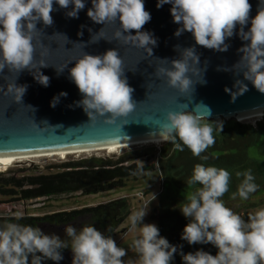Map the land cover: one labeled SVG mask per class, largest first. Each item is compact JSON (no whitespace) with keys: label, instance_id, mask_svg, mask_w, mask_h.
Listing matches in <instances>:
<instances>
[{"label":"clouds","instance_id":"9594fccd","mask_svg":"<svg viewBox=\"0 0 264 264\" xmlns=\"http://www.w3.org/2000/svg\"><path fill=\"white\" fill-rule=\"evenodd\" d=\"M55 3L63 9H69L71 5L66 15L73 18L85 7L84 0H55ZM164 4L171 5L173 22L180 25L174 35L190 32L195 43L204 48L227 51L225 40L233 36L239 26L237 34L247 43L240 47L242 55L233 65V70L239 68L243 78L264 94V0H259L254 16H250L252 6L249 0H157L156 7ZM53 10V0H0V72L7 67L17 74L25 69L32 73L33 34L39 31L36 23L42 21L46 26L52 25L50 13ZM87 16L103 25L119 22L113 39L141 48L152 56L150 45L155 46L156 40L151 33L142 30L151 19L144 0H91ZM54 35L63 36L59 33ZM101 38L105 39L103 28L91 35L90 42ZM175 47L179 58L170 61L156 58L161 63L156 65L154 75L181 96L190 98L194 84L205 82L202 69L198 67L199 56L193 47ZM67 64L55 67L57 72H63ZM48 66L41 60L35 65L38 75L32 73L44 86L48 85L49 78L40 72V68ZM68 72L82 94V99L75 103L89 117L87 123L101 120L118 128L128 123L125 118L137 104L132 98L134 89L127 83L123 58L115 48H109L100 55L82 51ZM193 75L200 78L193 80ZM233 87L235 92L225 88L232 102L248 90V86L239 79L235 80ZM26 88L14 80L5 94L13 95L14 101L20 103ZM57 99L54 98L53 107ZM210 114V109L201 104L189 109L187 104L178 103L176 109L167 110L162 117L148 116L144 123L154 125L158 130L155 136L163 141H171L180 150H183L182 143L193 155L199 156L214 143V129L205 122ZM177 138L181 143H176ZM235 175L243 179L232 198L239 196L241 200H247L258 188L255 177L251 169L237 171ZM229 181L230 174L223 168L202 164L194 166L187 184H199L200 187L189 191L184 197L187 202L179 208L189 221L183 227L181 239L190 245L210 243L217 252L215 255L202 249L180 252L183 264H264V208L250 212L247 220L233 212L221 199L229 190ZM147 206L128 216L129 230L134 234L130 248L138 256L136 264H171L178 251L177 246L161 236L155 224L144 223ZM19 218L18 213L16 219ZM65 232L70 237V247L58 235H47L39 227L5 222L0 226V264H30V258L31 264H42L44 259L58 262L63 259L61 250L64 248H70L73 253L71 264H125L122 258L127 251L94 226L85 225L79 231L67 226Z\"/></svg>","mask_w":264,"mask_h":264},{"label":"water","instance_id":"95a60500","mask_svg":"<svg viewBox=\"0 0 264 264\" xmlns=\"http://www.w3.org/2000/svg\"><path fill=\"white\" fill-rule=\"evenodd\" d=\"M84 3V9L73 18L66 15L71 5L69 9H63L53 0L54 10L50 13L52 25L46 26L42 21L36 23L39 31L33 34L35 53L30 70L38 75L35 65L41 60L49 64L48 67L40 68V72L49 78L47 86L39 83L27 69L17 74L14 69L5 67L0 72V158L51 155L158 141L161 140L155 136L158 130L150 122L145 124L146 118L152 115L162 117L167 110L176 109L178 103L187 104L189 109L196 104L206 106L211 113L206 119L217 123L229 119L240 121L239 118L251 114L264 115V94L243 78L239 68L235 69L237 73L233 70V65L242 55L240 47L247 43L237 34L239 26L233 36L225 40L227 51L204 48L195 43L190 32L174 35L180 25L173 22L170 4L157 8V0H144L145 9L150 13L151 19L142 30L151 33L156 40L155 46L150 45L152 56H148L141 48L113 39L119 22L106 25L95 23L87 16L91 0H84ZM249 3L252 6L250 16H254L259 0H249ZM101 28L107 40L101 38L90 42L91 35ZM56 33L63 34L66 40L62 35H54ZM177 45L180 48L193 47L199 56L198 67L202 69L205 82L194 84L190 98L181 96L177 90L170 88L154 75L156 65L161 63L156 58L169 61L179 58L175 47ZM109 48H115L123 58L127 83L134 89L132 98L137 104L135 110L125 118L128 123L119 128L101 120L87 123L89 117L75 103L82 99V94L68 72V68L73 66L74 59L82 51L100 55ZM66 63L67 67L58 73L55 67L61 68ZM199 78V75L192 76L193 80ZM237 79L246 84L248 90L232 102L225 88L235 92L233 85ZM14 80L17 85L27 86L20 103L14 101L13 95L5 94ZM61 93L67 95H60ZM54 98L58 99L53 107ZM5 222L25 225L19 220L0 218V226ZM61 254L63 259L58 262L51 261V264H71V249L66 248Z\"/></svg>","mask_w":264,"mask_h":264},{"label":"trees","instance_id":"16d2710c","mask_svg":"<svg viewBox=\"0 0 264 264\" xmlns=\"http://www.w3.org/2000/svg\"><path fill=\"white\" fill-rule=\"evenodd\" d=\"M205 122L214 129V143L199 156L193 155L191 150L182 145L177 138L176 143H181L183 150L175 148L171 141H166L157 155L153 150H147V153L152 154L153 161L150 159L138 161L139 158L130 156L127 152L116 158L89 157L76 162L65 161L55 166L56 170L52 172L45 171L26 176L9 175L0 178V190L16 196L17 199H31L71 191L88 195L121 186L123 179L146 174L157 168L162 182L158 193L159 202L152 208L150 218L156 222L160 235L170 244L177 246L178 251L171 264H183L180 252H195L202 249L215 255L217 249L210 243L190 245L181 239L183 227L189 222L179 210L181 204L187 202L184 199L186 196L184 191L187 189L192 191L194 187H200L199 184L189 186L187 181L196 164L227 170L230 174L229 190L221 199L225 205L229 204L233 200L232 194L236 192L237 171L243 172L244 169L254 167L264 170V162L252 160L247 154V148L264 136V115L256 127L236 120L221 123ZM1 174L3 172L0 171ZM25 185L29 187L22 188ZM234 201L236 202V198ZM129 211L128 198L119 197L71 210L27 215L19 219L7 217L4 219L19 220L25 225L40 229L44 223L72 226L77 231L85 225H91L105 236H112L118 231ZM69 241L66 242L70 247ZM42 264H51V260L44 259Z\"/></svg>","mask_w":264,"mask_h":264},{"label":"rangeland","instance_id":"374dc122","mask_svg":"<svg viewBox=\"0 0 264 264\" xmlns=\"http://www.w3.org/2000/svg\"><path fill=\"white\" fill-rule=\"evenodd\" d=\"M263 115L249 118L248 120H240V122L256 127L259 121H262ZM234 119L223 120L222 122L231 121ZM205 121L212 122L213 120L205 119ZM215 122V121H214ZM217 123V122H215ZM166 141L161 143H146V144H133L125 147H119L114 152L106 150H95L87 152H76L71 154H66L65 156H45L24 159L21 161H15L8 165L5 169H0L3 174L0 178L7 177L9 175L15 176H26L30 174H38L45 171H55V166L65 161H79L89 157H111L116 158L117 156L127 152L130 156L139 158V160L153 161L152 154L147 153V150H153L154 154L157 155L160 148ZM248 157L252 160L256 159L260 162H264V136L258 140L255 144L247 148ZM150 155V157H149ZM9 167V168H8ZM247 169H244V171ZM252 174L255 177L254 182H257V190L249 195L247 200H241L239 196L236 197V202L233 199L226 206L230 208L233 212L240 215L243 219L247 220L248 214L254 212L259 208H264V170H258L257 168L251 169ZM243 177H236V189L237 185ZM161 176L156 168L146 174H139L136 176H130L123 179V185L115 187L113 189L82 195L79 191L71 192H61L57 194L41 196L31 199H17L16 196L8 194L0 190V218H16L19 213L20 217L27 215H42L45 213L71 210L74 208H81L84 206L96 205L98 203L107 202L119 197H127L129 200V214L136 211L145 205L147 206V214L144 217V223H152L156 225V222L150 218L152 208L155 207L158 202V193L161 189ZM29 186H23L22 188H27ZM190 190L184 191L187 194ZM153 194L155 199H153ZM150 201V202H149ZM149 202V203H148ZM128 216L125 218L118 231L115 232L112 237L118 247H122L127 251V255L122 259L125 264H136L138 260L137 254L130 248L131 241L134 234L129 230L130 225L128 223ZM65 225H51L44 223L41 225V229L47 235H58L62 241H68V236L66 235ZM70 242V241H69Z\"/></svg>","mask_w":264,"mask_h":264},{"label":"bare ground","instance_id":"6f19581e","mask_svg":"<svg viewBox=\"0 0 264 264\" xmlns=\"http://www.w3.org/2000/svg\"><path fill=\"white\" fill-rule=\"evenodd\" d=\"M261 114H251V115H248V116H244V117H241L239 118L241 121L242 120H245V119H249V118H253V117H256V116H260ZM163 142V140H158V141H146V142H140L141 144H146V143H154V144H157V143H161ZM140 143H136V144H140ZM117 148L119 147H114V148H103V149H95L97 151L99 150H106L107 152L108 151H115ZM114 149V150H112ZM95 150H84V151H73V152H65V153H58V154H51V155H40V156H32V157H20V158H0V169H5L10 163L12 162H15V161H21V160H24V159H29V158H38V157H45V156H56V155H59V156H65L66 154H71V153H76V152H87V151H95ZM12 165V164H10ZM9 168V167H8Z\"/></svg>","mask_w":264,"mask_h":264},{"label":"snow or ice","instance_id":"6c2138e0","mask_svg":"<svg viewBox=\"0 0 264 264\" xmlns=\"http://www.w3.org/2000/svg\"><path fill=\"white\" fill-rule=\"evenodd\" d=\"M112 150H114V149H112Z\"/></svg>","mask_w":264,"mask_h":264}]
</instances>
